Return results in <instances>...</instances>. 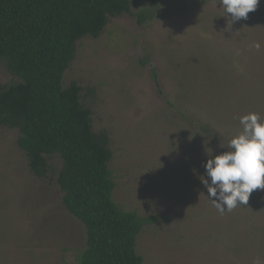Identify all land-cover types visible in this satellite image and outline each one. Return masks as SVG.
Returning a JSON list of instances; mask_svg holds the SVG:
<instances>
[{"label": "rangeland", "instance_id": "obj_1", "mask_svg": "<svg viewBox=\"0 0 264 264\" xmlns=\"http://www.w3.org/2000/svg\"><path fill=\"white\" fill-rule=\"evenodd\" d=\"M145 10L154 17L141 22ZM132 11L77 40L63 83L82 87L94 130L110 137L114 200L155 218L137 236L142 264H264V189L221 213L200 179L239 117L264 120V0L231 29L220 0H132ZM17 81L0 61V84ZM18 136L0 127V264H82L87 235L62 200L63 160L36 176Z\"/></svg>", "mask_w": 264, "mask_h": 264}, {"label": "trees", "instance_id": "obj_2", "mask_svg": "<svg viewBox=\"0 0 264 264\" xmlns=\"http://www.w3.org/2000/svg\"><path fill=\"white\" fill-rule=\"evenodd\" d=\"M123 14H134L132 0H0V61L19 78L0 84V127L18 129L36 176L46 177L51 156L62 158V200L87 235L82 264H142L137 236L155 220L114 200L110 137L94 130L82 87L63 83L77 40L98 37L110 17ZM153 17L139 14L141 22Z\"/></svg>", "mask_w": 264, "mask_h": 264}, {"label": "clouds", "instance_id": "obj_3", "mask_svg": "<svg viewBox=\"0 0 264 264\" xmlns=\"http://www.w3.org/2000/svg\"><path fill=\"white\" fill-rule=\"evenodd\" d=\"M260 0H220L224 17H230L227 28L255 11ZM259 48V43L255 44ZM242 131L228 144L227 151L209 154L205 175L200 179L212 203L221 213L238 204L247 205L256 189H264V120L256 112L239 117Z\"/></svg>", "mask_w": 264, "mask_h": 264}]
</instances>
